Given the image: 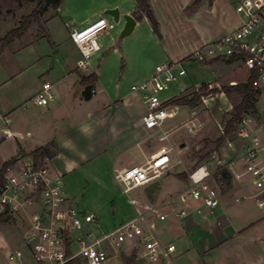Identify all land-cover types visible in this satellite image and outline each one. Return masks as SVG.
<instances>
[{
	"label": "crops",
	"instance_id": "0c3cea01",
	"mask_svg": "<svg viewBox=\"0 0 264 264\" xmlns=\"http://www.w3.org/2000/svg\"><path fill=\"white\" fill-rule=\"evenodd\" d=\"M193 1L189 0L187 5L182 7V12ZM155 2L156 0H151V6L159 20ZM108 9H116V6L115 8L103 7L101 13ZM231 11L235 13L237 19L226 27L227 32L206 39L192 48L185 46L167 51L166 63L184 61L205 45L214 43L237 30L245 20L238 0L232 3L228 0H214L211 5L207 2V5L203 4L198 7L191 15H185L189 20L193 18L199 20V17L207 15L229 16ZM120 15L121 18L133 17L134 11L120 12ZM101 19L105 18L99 20ZM124 24L125 22L120 19L118 26H122L121 32ZM110 25L112 26L110 30H114L115 24ZM71 27L65 40L67 44L65 55L60 54L58 45L54 41L53 56L47 55L49 62L45 67L40 68L42 71L38 75L40 81L41 75L45 74L51 82L41 83L36 79L37 85L28 94H22L19 91L15 97H12L10 95L12 92L6 91L4 96L0 95V112L10 118L11 130L16 137L0 144L2 165L12 159L18 161L26 157L33 158L38 164L46 163L55 174L62 177L69 203L76 208L78 206L71 199L75 198L77 191L83 186L90 182L102 185L107 181L114 182L119 185L121 196L128 197L129 204L131 199L137 202V207L130 204L135 208L136 213V217L130 221L137 219V210L143 211L146 207L163 205L166 201L175 198L172 205L162 208V212L168 216L167 221L160 222L155 216H146L147 222L154 226V233L159 241L163 245L176 247L171 257L172 264H264V218L252 199L254 194L252 181L245 173L241 161L236 162L232 169L228 167L238 152V148L229 146L222 148L224 156L218 161L215 172H212L206 163L199 166L207 167L210 174L207 184L218 192L220 203L213 213L209 211H205L202 215L194 213V210L201 206L200 203L191 202L186 205L178 199L179 195L191 187V182L190 175L186 173L183 165L181 154L177 151L178 135L175 134V129L171 128L175 121L185 116L188 117L191 108L179 106L177 116L166 121L164 125L165 130L170 133L168 141L160 142L157 128L143 122L147 109L141 96L134 93L132 88L131 92L124 95L119 90L114 91L111 87L113 78L112 73L108 71L113 70L109 69V63L112 61L100 55L105 47L104 43L99 44V52L89 59L86 69L78 67L82 57L71 40V34L86 27L78 29V26L75 27L74 24H71ZM46 29L52 37L48 26ZM161 36L164 39L162 32ZM44 42L45 39L40 37L16 51L15 55L23 54L27 50L38 52L47 46ZM48 53L50 54V49ZM22 57L27 56L23 54ZM220 63L227 64L226 61H215L207 66L221 65ZM114 68L117 66L115 65ZM154 72L155 70H152L144 78L142 84L148 81ZM248 75L250 76L249 72ZM91 76H96V82L92 85L93 96L87 101L84 99L85 87L82 86L81 81ZM14 80L15 78H11L3 83L0 82V92ZM216 81L191 86L182 90L180 94L190 88L198 89L206 84L219 85ZM46 83L51 85L56 99L47 107L42 108L34 103V99ZM18 86L23 87L25 83H20ZM225 96L226 94L222 97L226 98ZM261 100L257 104L260 113ZM231 110L232 107L230 112ZM13 144L16 147H13L14 149ZM162 148L173 149V152L169 154L170 168L161 178L165 177V180L159 179L146 187L134 190L138 191L137 198L131 197L134 191L130 195H125L122 186L115 179V171L142 166ZM42 149H49L50 157L35 154ZM176 156L180 157L178 162H176ZM179 165L184 167L182 173L175 172ZM219 169L230 171L233 178L231 190L225 195L221 192L216 179ZM184 174L187 175V179L181 177ZM238 199L239 202H237ZM183 210H188L190 215L181 220L177 215ZM112 214H115V210ZM2 250L0 247V258ZM117 255L120 258L123 257L122 264H125V259H131L132 264H148L143 258L142 251L133 250L130 246L122 252L114 253V256Z\"/></svg>",
	"mask_w": 264,
	"mask_h": 264
},
{
	"label": "built area",
	"instance_id": "2783aa9c",
	"mask_svg": "<svg viewBox=\"0 0 264 264\" xmlns=\"http://www.w3.org/2000/svg\"><path fill=\"white\" fill-rule=\"evenodd\" d=\"M238 1L245 20L237 30L205 45L186 61L157 66L148 81L132 87V91L141 96L147 109L143 122L157 128L160 142L168 141L170 133L164 125L176 117L180 109L169 104L170 100L163 101L162 94L187 76L183 67L186 62L208 65L215 61L235 59L250 74H257L254 87L259 101L264 96V0ZM111 28L105 19H101L71 34V40L82 57L79 68L86 69L89 59L100 50L99 36ZM206 87V93L201 96L197 106L190 110L183 124L189 135H195L205 128L203 112L219 95H225L219 86V90L214 89L212 84ZM55 99L51 85L46 83L34 103L45 108ZM218 126L221 135H224L225 127ZM232 137L240 146L228 167L232 169L236 162H242L254 188L252 199L264 218V118L261 113L256 117L244 116ZM15 138L10 118L0 112V144ZM227 144L233 147L229 139ZM171 152L172 148H162L142 166L115 171V179L122 186L124 194L130 195L134 190L161 179L170 168ZM209 176L206 166L199 167L190 174L191 187L178 196L186 205L200 203L201 206L194 210L198 215L205 211L213 213L219 207L218 192L207 184ZM174 201L175 198H172L163 205L137 210V219L113 231L104 232L96 215L84 213L70 205L62 177L55 174L46 163L38 164L31 157L19 159L8 169L5 181L0 186V218L6 217L7 222H21L26 255L23 257L12 252L8 256V264H69L73 261L107 264L114 253L122 252L128 246L142 251L148 264H172L171 257L176 247L163 245L159 241L154 226L147 222L146 216H155L160 222L167 221L168 216L162 212V208L172 205ZM129 202L137 207L135 200ZM189 215L188 210H183L177 216L183 220Z\"/></svg>",
	"mask_w": 264,
	"mask_h": 264
},
{
	"label": "rangeland",
	"instance_id": "374dc122",
	"mask_svg": "<svg viewBox=\"0 0 264 264\" xmlns=\"http://www.w3.org/2000/svg\"><path fill=\"white\" fill-rule=\"evenodd\" d=\"M188 1L156 0L155 6L158 9L160 31L163 33L164 39H160L153 32L147 19H144L137 24L130 35L121 41L122 26L116 25L112 18L103 15L111 9L103 11L104 13H101V9L106 6L108 8H115L116 6L117 9L118 6V10L122 13L125 11H134L135 13V0H66L58 12L50 10L42 16L41 26L43 28L48 26L52 34L51 42L46 39L44 42L49 48L44 46L38 52L27 50L23 53L27 56L26 58L22 57L23 54L15 55L16 51L43 36L44 31L36 23L30 27L21 39H16L5 50L2 51L0 45V82L3 83L6 80L15 78L11 84H8L0 92L1 97L5 95L6 91H11L10 95L12 97H15L19 91L22 94L30 93L37 85L36 79L41 83L51 82L48 75H41V81L38 75L42 72L40 68L45 67L49 62L47 55L52 57L54 54V41L58 45L60 54L65 55L67 48L65 40L72 29L71 24H74L75 27L78 26V29H82L100 18H105L110 24H115L114 30L108 31V34L104 32L98 38L99 44H105L100 54L101 57L109 58L112 61L109 63V69L112 68L113 70L108 71V73H112L111 77L113 78L111 87L114 91L119 90L124 95L131 92L132 86L141 85L145 80L144 78L152 70H155L156 66L167 62V51L177 50L185 46L192 48V46H196L206 39L219 36L227 32L226 27H229L237 19L235 13L231 11V14L225 17L207 15L201 16L202 18L199 17V20L198 18L189 20L185 15H191L198 7L203 4L207 5V2L194 7L192 6L193 1L182 12V7L186 6ZM228 2L232 3L234 0H228ZM35 8V0H0V40L10 31L19 28L23 18L30 15ZM48 21L50 22L48 23ZM81 22H84V24L80 25ZM48 49H50V54ZM220 64L207 66L197 62L184 63L183 67L187 76L178 83L173 84L168 92L162 94V100L174 99L180 95L182 90L209 81L214 82L217 80L216 83L219 85L211 83L215 87L214 89L217 90L247 81L248 70L242 64ZM115 65L117 68H114ZM22 74L23 76H21ZM26 78L28 79L25 80ZM20 83H25V86H20V88L18 86ZM217 86L220 88H217ZM225 97L219 96L203 112L202 119L206 126L201 132L195 135L187 134L183 124L189 116H185L172 124L171 128H174L175 134L178 135L177 151L181 154L186 173L189 175L205 163L209 165L212 172H215L218 161L223 159L224 152L222 148L227 147V141L219 152L212 154L198 165L201 157L215 149L214 143L221 136L218 125L225 127L229 120L231 107L233 109V106L239 102V97L235 93L226 94ZM259 108L264 117V96ZM184 112L188 113L187 110H184ZM229 140L233 142L235 149L239 148L240 143L238 141L233 137H230ZM13 147L16 148L14 144ZM179 160L180 157L176 156V162ZM1 167L2 163L0 161V169ZM184 167L179 165L175 172L182 173ZM161 180H165V177ZM137 194L138 191H134L131 197L137 198ZM71 200L75 201L77 208L80 210L96 215L104 232L113 231L136 217L135 208L128 203V197L121 196V189L114 182L107 181L104 185L90 182L79 189L75 198ZM113 210H115V214H112ZM23 233V226L19 221L15 220L0 224V247L3 249L0 258L1 264H8V256L12 252L23 257L26 255ZM122 260L123 257L120 258L117 255L112 257L107 264H122Z\"/></svg>",
	"mask_w": 264,
	"mask_h": 264
},
{
	"label": "trees",
	"instance_id": "16d2710c",
	"mask_svg": "<svg viewBox=\"0 0 264 264\" xmlns=\"http://www.w3.org/2000/svg\"><path fill=\"white\" fill-rule=\"evenodd\" d=\"M66 0H35L36 8L33 12L25 16L22 20L21 26L15 30L10 31L4 38L0 40L1 50H5L9 47L16 39H21L22 36L30 29V27L36 23L40 26V29L44 31L42 38L46 39L48 42H51V36L48 30L41 26L42 24V16L48 13L50 10L58 12L60 8L63 6ZM207 1L210 5L214 0H194L192 6H199L203 2ZM135 13L133 18L137 23L142 22L144 19H147L150 23L153 32L161 39L160 25L154 14V11L151 6V0H135ZM227 64H232L236 60L230 59L224 60ZM211 64V63H209ZM257 79L256 73H251L248 77V80L245 83H240L231 87H224L222 90L225 94L235 93L239 97V102L233 106L232 111L229 113V120L225 125V133L221 135L218 140L214 143L215 149L204 155L199 159V164H201L204 160L209 158L212 154L217 153L221 150L226 141L233 136L236 132L239 123L242 118L246 115L258 116L259 110L257 108V104L259 102L258 93L254 87V82ZM96 82V76H91L88 79H83L81 84L85 87L84 91V99L90 100L93 96L92 85ZM207 91V87L202 86L199 91L195 88H190L186 90L184 93L175 97L170 101L169 104L173 106H186L191 109L195 108L200 101L202 95H204ZM218 91H214L217 93ZM35 154H40L42 157H50L51 153L49 149H42L40 152L37 151ZM17 162L16 159H12L5 164L2 165L0 169V186L5 181V176L7 174L8 169L13 166ZM183 179H187V175L181 176ZM216 179L219 183V187L221 192L225 195L231 190L232 187V174L230 171L226 169H219L216 174ZM8 219L6 217L0 218V224L6 223ZM69 264H82L80 261H73ZM125 264H132V260L125 259Z\"/></svg>",
	"mask_w": 264,
	"mask_h": 264
},
{
	"label": "water",
	"instance_id": "95a60500",
	"mask_svg": "<svg viewBox=\"0 0 264 264\" xmlns=\"http://www.w3.org/2000/svg\"><path fill=\"white\" fill-rule=\"evenodd\" d=\"M104 15L112 18L113 21L115 22V24H117V25L120 23V19H122L125 22V27H124V29L121 33V37H120L121 41L125 37L130 35L134 31L135 27L138 24L136 22V20L131 16H124L121 18L120 11L118 9L108 10L105 12Z\"/></svg>",
	"mask_w": 264,
	"mask_h": 264
}]
</instances>
